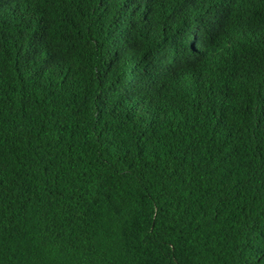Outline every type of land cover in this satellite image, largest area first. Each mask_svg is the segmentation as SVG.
Returning a JSON list of instances; mask_svg holds the SVG:
<instances>
[{
	"label": "trees",
	"instance_id": "obj_1",
	"mask_svg": "<svg viewBox=\"0 0 264 264\" xmlns=\"http://www.w3.org/2000/svg\"><path fill=\"white\" fill-rule=\"evenodd\" d=\"M0 264H264V0H0Z\"/></svg>",
	"mask_w": 264,
	"mask_h": 264
}]
</instances>
